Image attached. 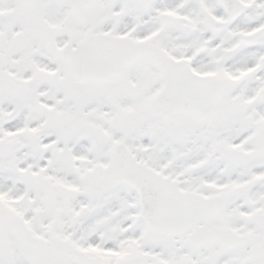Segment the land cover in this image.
<instances>
[{
	"label": "snow or ice",
	"instance_id": "6c2138e0",
	"mask_svg": "<svg viewBox=\"0 0 264 264\" xmlns=\"http://www.w3.org/2000/svg\"><path fill=\"white\" fill-rule=\"evenodd\" d=\"M0 264H264V0H0Z\"/></svg>",
	"mask_w": 264,
	"mask_h": 264
}]
</instances>
